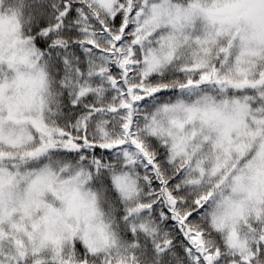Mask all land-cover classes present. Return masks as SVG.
<instances>
[{
	"label": "snow or ice",
	"instance_id": "6c2138e0",
	"mask_svg": "<svg viewBox=\"0 0 264 264\" xmlns=\"http://www.w3.org/2000/svg\"><path fill=\"white\" fill-rule=\"evenodd\" d=\"M0 264H264V0H0Z\"/></svg>",
	"mask_w": 264,
	"mask_h": 264
}]
</instances>
